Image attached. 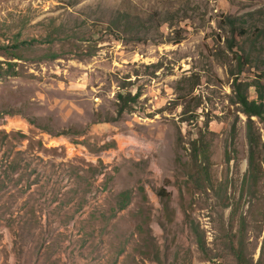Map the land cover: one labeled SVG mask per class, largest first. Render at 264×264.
I'll return each mask as SVG.
<instances>
[{
  "label": "rangeland",
  "instance_id": "rangeland-1",
  "mask_svg": "<svg viewBox=\"0 0 264 264\" xmlns=\"http://www.w3.org/2000/svg\"><path fill=\"white\" fill-rule=\"evenodd\" d=\"M263 28L264 0H0V61L17 73L0 78V264H264V173L253 187L230 74L244 49L240 79L264 85ZM120 90L138 102L113 119ZM201 132L210 184L190 174Z\"/></svg>",
  "mask_w": 264,
  "mask_h": 264
},
{
  "label": "trees",
  "instance_id": "trees-1",
  "mask_svg": "<svg viewBox=\"0 0 264 264\" xmlns=\"http://www.w3.org/2000/svg\"><path fill=\"white\" fill-rule=\"evenodd\" d=\"M259 12H263V9H257ZM154 19L160 22V19L162 17L161 13H154L153 14ZM167 17L175 18L177 17V14H174L172 12H168ZM120 20H125L127 24L129 23V15L128 13H121L120 14ZM138 21L134 20L135 24H140L139 17ZM120 22V21H119ZM224 24L228 25L230 27L231 33H236L237 35L244 36L247 34V29L239 23L238 19L233 16H226L224 19ZM261 34L264 35V28L258 30ZM177 37L175 39V42H180L182 39L185 38V35L177 31ZM136 38H141L140 35H137ZM228 41V47L231 51L234 52V48L237 46L233 41ZM22 44H18L16 47H19V52L17 51L16 54L21 57L22 53L20 52V47ZM1 48H4L5 50H8L7 45H1ZM255 47H252L250 49H254ZM245 50L241 49L240 53H237V65H236V72L235 70H231L230 74L233 77L232 81V87L234 92L233 101L237 104H239L241 111L247 116L246 121V136L248 140V170H249V177L250 181L253 184V187H256L258 185V181L260 178V175L264 173V143L261 142V135L257 131L255 126V120L253 117H257L259 120H261L264 124V85H262L260 82L257 83H249V82H243L240 79V75L244 69L245 66L248 65L249 56L245 55ZM250 52V51H249ZM22 58V57H21ZM4 64L7 65V67H4ZM12 63L6 62V61H0V78H2L5 75H16V71H14L12 67ZM254 86L257 97L252 98L250 96V88ZM117 101H116V116H112L113 119L120 118L125 112H130L134 110V108L137 106L139 93H132L131 91H118L117 92ZM11 113V111H4ZM1 114V112H0ZM189 119L191 117L189 116ZM47 126V125H46ZM45 130H47L49 133H52V130L50 127H43ZM51 130V131H50ZM74 127H71L69 129H62L61 131H58V135L60 134H70L75 133L77 131ZM235 126H233L232 130V137L235 138ZM15 134H20L21 137H26L24 133L17 132ZM191 144V155L193 164L190 166V174L193 175V179L195 182L201 181L207 182L205 184H210L211 177L209 175V168L211 165L210 160V151H209V143L207 142V136L203 132L199 134V136L193 140L190 141ZM139 193L142 196L143 200H146L147 195L145 188L143 186H139ZM157 196L160 198L163 207L167 213V215H170V193L167 191L166 188L160 187L156 191ZM133 191L131 189L122 190L117 193L116 195V205L113 206V213L112 216H114L117 212L122 211L126 209L133 200ZM136 218L137 219H144V223L146 224L145 219L148 218L147 214L145 213L144 206H141L140 209L136 212ZM191 227L195 232H197V227L194 224L193 221H191ZM139 229L143 232V226L138 224ZM243 227V224L241 225ZM199 243L201 248H204V245L202 241L199 239ZM235 254L237 257L241 260L244 257V252L242 248L235 249Z\"/></svg>",
  "mask_w": 264,
  "mask_h": 264
}]
</instances>
